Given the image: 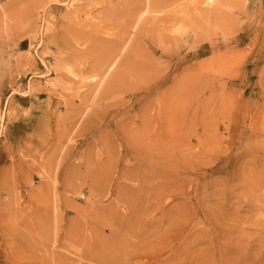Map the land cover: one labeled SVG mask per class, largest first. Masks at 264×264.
<instances>
[{
	"label": "rangeland",
	"instance_id": "374dc122",
	"mask_svg": "<svg viewBox=\"0 0 264 264\" xmlns=\"http://www.w3.org/2000/svg\"><path fill=\"white\" fill-rule=\"evenodd\" d=\"M142 4L146 26L184 42L152 48L156 73L122 62L118 92L96 103L94 58L69 29L105 28L109 8L0 0V264H189L207 246L264 264V0Z\"/></svg>",
	"mask_w": 264,
	"mask_h": 264
},
{
	"label": "bare ground",
	"instance_id": "6f19581e",
	"mask_svg": "<svg viewBox=\"0 0 264 264\" xmlns=\"http://www.w3.org/2000/svg\"><path fill=\"white\" fill-rule=\"evenodd\" d=\"M92 1V0H90ZM142 4V8L145 10H149V11H153L156 12L157 6H161L163 4V0H101V10H103L102 8H109L108 11L105 10V12H98V16L101 17L105 20L106 26L105 28L98 24H84V26H78L75 27L77 28V30L73 29V26H70L69 29V33H71L72 37H78L79 35L82 37V39H80L81 37L76 38L83 40V38H86V41L84 43H87L86 45L89 46L88 50L86 51V58H88L89 56H91L90 58H94V63L92 65H90L88 68V72L92 73V77L94 79V88H95V95H96V103L97 102H102L105 99H108L110 97V95L115 94L118 92V88L120 86H118V82H119V77L120 73L122 72V70H124L125 72L127 70H131V69H135V70H139L140 72L146 73L151 71H154V73L158 72L160 69H162V67L160 66H155L157 65V59L156 56H150V51L153 53L152 48H158L161 50V53L167 52V53H171L172 51L175 52L176 48L179 44H182L184 42V35H179V36H172V34L167 35L168 32H166L165 30H155L154 27L151 28L149 25L146 26V21H148V17L145 13V15H141L138 14L139 12H137V9L139 7V4ZM88 7V5H86V8ZM121 12L124 13L122 16H124V18L127 21H122L123 24H121L119 26L120 29H117V22L116 21V17L119 15L118 14V9ZM141 8V7H140ZM79 9V8H76ZM143 9H141L143 11ZM210 9V8H209ZM208 9V10H209ZM214 9V8H213ZM89 10V9H88ZM212 10V8H211ZM82 14H84L83 10ZM80 11V12H81ZM99 11V10H98ZM213 11V10H212ZM216 11V8L215 10ZM73 12V11H72ZM79 12V11H78ZM77 12V13H78ZM79 12V13H80ZM87 12V9H86ZM144 12V11H143ZM209 12V11H208ZM66 14H68L69 12H65ZM141 13V12H140ZM215 13V12H214ZM221 13V12H220ZM75 14V13H74ZM180 14V13H179ZM182 14V13H181ZM216 14V13H215ZM178 15V14H177ZM64 16V15H63ZM70 16V15H68ZM176 16V15H175ZM183 16V15H182ZM205 16V15H204ZM209 16V15H208ZM79 17V16H78ZM77 17V18H78ZM121 17V16H120ZM179 17V15L177 16ZM181 17V16H180ZM62 18V17H61ZM70 18V17H69ZM68 18V19H69ZM72 18V17H71ZM80 18V17H79ZM123 19V17H121ZM171 18V17H170ZM175 18V17H174ZM183 18V17H181ZM206 18V16H205ZM67 19V17H66ZM75 19V18H74ZM73 19V20H74ZM101 19V18H100ZM118 19V18H117ZM147 19V20H146ZM173 19V18H172ZM177 19V18H176ZM180 18H178L179 20ZM214 19V18H213ZM222 19V18H221ZM65 20V19H64ZM82 20V19H81ZM120 20V19H119ZM207 20V19H206ZM231 20V19H230ZM61 21V20H60ZM66 21V20H65ZM91 20H89L90 22ZM181 21V20H179ZM227 21V20H226ZM78 22V21H75ZM72 22V23H75ZM81 22V21H80ZM87 22V20L85 21ZM120 22V21H119ZM64 23V22H63ZM69 23V22H68ZM68 23H66L67 25H69ZM83 23V22H81ZM148 23V22H147ZM227 23V22H226ZM65 24V25H66ZM80 24V23H79ZM120 24V23H119ZM150 24V23H148ZM196 24V23H194ZM211 24V23H210ZM58 25V24H57ZM71 25V24H70ZM103 25V23H102ZM152 25V23H151ZM47 26V25H46ZM50 26V25H48ZM77 26V25H76ZM86 26V27H85ZM104 26V25H103ZM230 26V25H229ZM63 27V26H61ZM73 27V28H72ZM87 27H90L89 29H87ZM109 28V30H111V32L107 33V36H109V38L107 37H100V33L101 31L105 30L106 28ZM133 28L132 30V36L128 37L130 31L129 28ZM218 27V26H217ZM68 28V27H67ZM78 28H80L81 30H78ZM86 28V29H85ZM181 28H183L181 26ZM45 29V28H44ZM115 29V30H114ZM159 29V28H158ZM173 31L175 28H172ZM214 29V28H213ZM51 30V29H50ZM171 30V29H170ZM64 31V30H62ZM107 31V30H106ZM172 31V30H171ZM89 32V33H87ZM108 32V31H107ZM177 32V31H176ZM179 32V31H178ZM68 33V34H69ZM84 33H86L85 37L82 36L84 35ZM103 33V32H102ZM55 34V33H54ZM105 34V33H104ZM181 34V33H178ZM46 35V34H43ZM51 35V33H50ZM63 35V34H62ZM175 35V34H174ZM177 35V34H176ZM55 36V35H54ZM52 35V38L54 37ZM41 37V36H40ZM62 37V36H61ZM68 37V36H67ZM70 37V39L72 38ZM69 38V37H68ZM46 39V38H45ZM73 39V38H72ZM42 40V39H41ZM63 40V39H62ZM74 40V39H73ZM72 40V41H73ZM45 41V40H44ZM53 41V40H52ZM76 41H73V43ZM83 42V41H82ZM130 42V43H128ZM49 43V42H48ZM67 43V42H66ZM45 45V44H44ZM65 45V44H64ZM63 43H62V47H64ZM67 45V44H66ZM57 46V43H56ZM55 46V47H56ZM70 46V45H69ZM67 47V46H66ZM69 49V47H67ZM120 48V49H119ZM180 47H178L179 49ZM44 49V47H43ZM55 49V48H54ZM65 49V48H64ZM71 49V48H70ZM119 49V50H118ZM37 50V49H36ZM41 50V49H40ZM74 50V49H73ZM76 50V49H75ZM43 51V50H42ZM57 51H60L59 49ZM62 51V49H61ZM47 52V51H46ZM66 52V51H63ZM69 52V50L67 51ZM73 53V52H72ZM71 53V54H72ZM76 53V52H74ZM74 53L72 55H74ZM41 54V53H40ZM44 54V53H42ZM80 54V53H79ZM120 54V55H119ZM67 55V54H66ZM74 57V56H73ZM76 57V56H75ZM81 57V56H80ZM83 57V56H82ZM136 57H141V61H136ZM30 58V57H28ZM78 58V56H77ZM31 60V59H30ZM29 60V61H30ZM80 61V58L78 59ZM91 60V59H90ZM93 60V59H92ZM91 60V61H92ZM32 61V60H31ZM63 61V60H62ZM66 61V60H65ZM75 61V59H74ZM125 61V62H124ZM122 62L125 63V68L118 69V66L120 64H122ZM31 64V63H30ZM70 64V63H69ZM28 65V64H27ZM55 67V66H54ZM60 67V66H59ZM53 68V67H52ZM58 69V68H57ZM123 73V72H122ZM106 74H108V76L105 78ZM124 74V73H123ZM140 74V73H139ZM123 76V75H122ZM64 77V76H63ZM143 77V76H142ZM140 77V78H142ZM145 77V76H144ZM108 78V79H107ZM123 78V77H122ZM149 78V77H148ZM121 79V78H120ZM145 79V78H144ZM147 79V77H146ZM123 79L120 80V82ZM124 81V80H123ZM122 81V82H123ZM103 82V83H102ZM121 82V83H122ZM125 82V81H124ZM125 84V83H124ZM129 85V84H128ZM134 86L130 85V90L133 89ZM38 88H36L37 91ZM128 90V88H126ZM125 89V90H126ZM39 91V90H38ZM120 94V93H119ZM122 94V93H121ZM131 94V93H130ZM133 96V95H131ZM116 105V104H115ZM112 106V105H111ZM85 107V106H84ZM83 109V108H82ZM78 112V111H77ZM76 112V113H77ZM75 113V112H74ZM79 113V112H78ZM81 113V112H80ZM92 113V111H91ZM65 114V113H64ZM77 115V114H76ZM79 116V115H78ZM93 116V115H92ZM70 117V116H69ZM75 118V117H74ZM77 118V117H76ZM72 119V118H71ZM101 119H103V116H100V114H95L94 118L91 117V115L88 113L86 114V121H84L83 124H86V122H95V121H100ZM73 123V122H72ZM72 123H68L69 125H71ZM77 125V124H76ZM80 128V126H79ZM67 126L65 128L66 131ZM68 131V130H67ZM78 132V131H77ZM123 132V131H122ZM65 132L61 133L62 135H64ZM68 133V132H67ZM85 133V132H84ZM33 135V134H32ZM129 135V134H128ZM124 136V135H123ZM130 136V135H129ZM18 137V136H17ZM60 137V136H59ZM142 137V136H141ZM146 137V136H145ZM139 138V137H138ZM144 138V137H143ZM150 138V137H148ZM32 139V138H31ZM134 139V138H132ZM7 140V139H6ZM9 140V139H8ZM19 140V139H17ZM136 140V139H135ZM133 140V141H135ZM142 139H140L141 141ZM15 141V140H14ZM139 141V139H138ZM143 141V140H142ZM148 140H144L145 143ZM58 142V141H57ZM161 142V141H160ZM9 143V142H8ZM143 143V142H140ZM7 144V143H6ZM11 145V143H10ZM55 145V144H54ZM145 145V144H144ZM149 145V144H148ZM147 145V146H148ZM12 146V145H11ZM71 146V145H69ZM146 146V147H147ZM151 146V145H150ZM154 146V145H153ZM157 146V145H156ZM56 147V146H55ZM58 148V147H57ZM59 148H62L59 147ZM148 148V147H147ZM153 148V147H152ZM56 149V148H55ZM157 149V148H156ZM160 149V148H159ZM68 151V150H67ZM69 153V152H68ZM5 171V170H4ZM11 174V173H10ZM12 175V174H11ZM6 178V177H5ZM261 197V196H260ZM255 199V198H254ZM257 200V199H256ZM255 200V201H256ZM18 213V212H16ZM20 215V214H19ZM21 216V215H20ZM206 240V236L203 234H199L197 236H193L191 237V241L192 243H198L199 241H205ZM261 241V239L259 240ZM195 245V244H193ZM187 244L182 245L180 248H177L176 252L173 255V258H177L180 253L183 250L187 249ZM260 248V245H258V248L256 249V253H258V250ZM231 252H235L237 253V251L241 252L239 245L237 247H232L228 249ZM224 254V253H223ZM216 255L217 252L213 251L212 248L210 247H206L203 248L197 252H191L189 255L190 261L189 264H232L230 262L224 261V262H218L216 259ZM247 255H243L239 258V260L233 264H244L245 261L247 260ZM249 259L252 261H256V262H260V256H256L255 252L251 253V255L249 254Z\"/></svg>",
	"mask_w": 264,
	"mask_h": 264
}]
</instances>
